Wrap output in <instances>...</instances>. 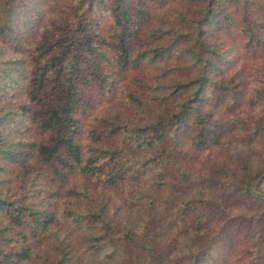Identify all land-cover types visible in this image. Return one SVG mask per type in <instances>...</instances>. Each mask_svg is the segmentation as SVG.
<instances>
[{
	"label": "trees",
	"instance_id": "16d2710c",
	"mask_svg": "<svg viewBox=\"0 0 264 264\" xmlns=\"http://www.w3.org/2000/svg\"><path fill=\"white\" fill-rule=\"evenodd\" d=\"M23 1L0 10V264H264V0L179 34L148 31L169 0ZM175 54L156 110L114 112Z\"/></svg>",
	"mask_w": 264,
	"mask_h": 264
},
{
	"label": "rangeland",
	"instance_id": "374dc122",
	"mask_svg": "<svg viewBox=\"0 0 264 264\" xmlns=\"http://www.w3.org/2000/svg\"><path fill=\"white\" fill-rule=\"evenodd\" d=\"M206 1L207 0H169L165 2V4L167 5L163 8L161 5H158L159 3H155L156 1L153 2L155 5L154 9L156 12L152 13L150 12L151 9H149L150 18L148 21V31L150 30V28H153L154 30H171L172 32H176L178 34L189 33L191 29L189 28V24L185 22L184 18H197L199 16V12L204 7V4L205 6H207ZM2 3L3 0H0V10ZM23 4L26 5L25 11L30 12L29 6L31 5L32 8L33 6H37L39 4V0H36L34 2L31 1L30 4L27 2V0H24ZM31 14L33 13L31 12ZM239 18L240 16L237 17V19ZM234 32H237V30H234ZM175 56L177 57L176 60L173 61V59H167L162 62L160 61V64L156 67L148 66L149 68L140 67L132 69L128 73L126 86L131 91L138 94L140 100L142 101V104H135L129 99L127 102L123 103L120 100V97H118L115 99V102L113 104L114 112L117 114L120 113L123 117L131 116L134 119H144L149 114L148 112L151 109L152 111L156 110L158 106L156 103L159 102H157V98L161 97L163 94L161 91H159V89H157V84L160 81L162 83L165 81V79L170 78L168 76H165L170 69L175 67L187 68L189 66V64L185 63V60L182 58V56L178 54H175ZM160 67L163 70L164 78L161 77L162 72H158ZM225 70L229 71V65L225 66ZM181 72V77L183 78H185V76L189 74V71L187 70H182ZM179 73L180 72H178L177 74ZM111 113L112 112H110V114ZM90 126L91 125H89L88 128ZM88 128H84L85 135L89 131ZM148 185H150V183H148Z\"/></svg>",
	"mask_w": 264,
	"mask_h": 264
}]
</instances>
